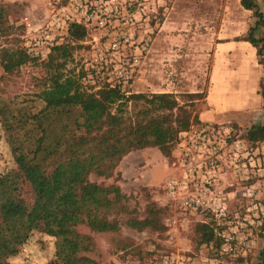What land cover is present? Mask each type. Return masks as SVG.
<instances>
[{
  "label": "trees",
  "instance_id": "obj_1",
  "mask_svg": "<svg viewBox=\"0 0 264 264\" xmlns=\"http://www.w3.org/2000/svg\"><path fill=\"white\" fill-rule=\"evenodd\" d=\"M240 3L255 17L254 26L240 38L257 48L259 62L264 65V36H254V29L264 26V0ZM7 14L0 4V35L12 28ZM87 28L70 22L68 41L52 47L38 63L17 38L9 46H0L2 77L30 62L40 64L44 71L38 90L32 94L34 99L0 96V137L6 147L4 154L10 159V164L0 170V225L26 218L29 233L24 241L33 232L52 238L56 264H102L89 255L96 247L95 235L116 233L122 225L137 231H164V210L155 201L147 202L140 217L127 208L128 195L116 182L92 181L90 175L115 176V181L121 177L116 167L123 157L144 148H156L174 161L180 132L192 125H206L199 121L192 104L194 99H203L202 93L182 94L186 97L182 101L171 92H128V82H103L95 88L83 83L82 70L66 72L75 49L73 43L85 38ZM37 101L40 106L32 103ZM231 127L228 143L241 138L253 150L264 141V123L252 124L241 134L237 125ZM197 212L203 218L194 226L193 253L205 246L209 257L242 262V256H218L216 222L210 212ZM193 253L188 255L194 257ZM258 259V264H264V245ZM0 264L13 263L0 253Z\"/></svg>",
  "mask_w": 264,
  "mask_h": 264
},
{
  "label": "rangeland",
  "instance_id": "obj_2",
  "mask_svg": "<svg viewBox=\"0 0 264 264\" xmlns=\"http://www.w3.org/2000/svg\"><path fill=\"white\" fill-rule=\"evenodd\" d=\"M163 2L166 3L148 7L144 11L135 14L136 42L147 41L148 48L138 56L140 61L125 89L128 92L173 93V85L177 87V84H179V91L174 94L177 95L179 100L184 101L186 97H183L182 94L188 92L185 85L182 84V80L188 82V76H183V72L177 70L176 67L173 69V49L179 47L177 45L178 41L173 40V37H176L173 34V31L176 30L173 28V16L189 13L192 16H202V9H208L212 12L210 22L188 23L186 30L182 25L181 33L186 34L187 32L186 35H191L190 37L196 44L203 37H209L210 40H213V36L217 33V26L221 25V23L214 20L219 11L223 10L222 5L225 4L227 13H236L238 1L179 0V6L174 8V11L173 0L170 2L164 0ZM0 4L8 11V23L12 26L8 34L0 35V46H9L12 39L17 38L19 40L18 44L27 51L24 45L26 36L39 28L48 16L50 6H48L47 0H0ZM261 10L264 13L263 5H261ZM222 13L223 11H221ZM250 15L251 21H246V23L241 20L227 22L221 34L228 36L234 32L246 33L247 27L255 19L252 11ZM25 18L30 20L29 27L24 23ZM262 33L264 34V30H262ZM66 41H68L67 37L64 36L62 42ZM107 41L108 37L98 28L88 27L85 38L73 43L75 49L65 71L73 70L75 73H79L82 70L84 72L83 83L95 88H98L103 82L108 83L106 75L96 74L93 71V65H95L93 58L97 56V49L103 48ZM201 44L204 46L203 42ZM125 51V61L127 62L132 61L134 54L140 53L135 46L126 47ZM46 56L32 57L37 58L38 63ZM195 57L198 58V62H201L199 56L196 55ZM196 58H194V66L197 62ZM203 58H206V56H203L201 60ZM37 63H27L17 71L4 77H2L3 73L0 66V96L19 101L23 98L34 99L32 94L38 90L37 85L44 72L41 65ZM192 70L190 73L196 74V78H201L200 83L197 82L198 87H200L198 93L205 94L207 69L200 71L193 67ZM32 103L40 106L38 101ZM192 104L194 110L198 111L203 104L202 98L194 99ZM238 129V134H241L243 129ZM0 134H2L1 127ZM4 145L3 138L0 137V170L10 164V159L4 154V150H6ZM258 148L259 151L256 157L260 158L263 170L250 185L247 179L234 175L228 167L223 166V178L221 177L220 187L224 192L225 190L227 192L233 191V195L228 201V209L231 215H233L234 210H245L251 202L248 197L243 195L247 187L255 188L259 200L264 203V147L263 149ZM146 156L147 160L144 159L145 155L137 150L124 156L116 167L121 177L115 181V176L103 178L94 174L90 175V180L106 184L116 182L121 190L128 195L127 208L134 210L140 217L144 215L147 202L149 200L155 201L157 206L164 210L162 221L165 230L161 232L149 229L137 231L122 225L116 233L96 234V247L89 255L102 264H156L158 256L164 253L178 251L184 253L187 257L189 253H193L191 239L195 236V224L203 218L202 213L184 209L177 200L167 196L163 188L164 182L168 177L175 176L178 173L173 161L160 155L157 149H150ZM227 180L231 181L227 182ZM28 233V222L24 217L14 219L9 225H0V253L8 256L13 264H56L54 262L52 238L39 232H33L24 241ZM122 244L130 245L122 248ZM250 254V257L248 254L243 256L244 261L235 263L258 264V253L251 252ZM206 255H208L207 250L201 248L200 252L193 253L194 257H190L191 260H198ZM226 263V260L221 258L220 264Z\"/></svg>",
  "mask_w": 264,
  "mask_h": 264
},
{
  "label": "built area",
  "instance_id": "obj_3",
  "mask_svg": "<svg viewBox=\"0 0 264 264\" xmlns=\"http://www.w3.org/2000/svg\"><path fill=\"white\" fill-rule=\"evenodd\" d=\"M164 0H47L49 8L45 22L26 36L24 45L31 56H46L62 43L70 22L95 27L108 41L97 49L93 58L94 72L106 75L110 85L129 82L139 63L138 56L148 48L147 41L136 42V13L164 4ZM170 2L172 0H166ZM27 27L30 20L24 19ZM135 46L131 62L125 61L126 47ZM231 125H192L180 132L174 149L173 165L177 175L168 177L163 188L172 199L188 210H205L212 214L216 235L220 239L218 256L237 258L253 247L251 227L264 220V203L255 188L247 187L243 195L251 202L243 214L231 215L229 198L220 187L223 166L236 176L249 174L254 160L246 142L235 138L228 143ZM200 264H220L218 258L206 255ZM159 264H192L190 256L173 251L164 253ZM226 264H236L227 262Z\"/></svg>",
  "mask_w": 264,
  "mask_h": 264
},
{
  "label": "crops",
  "instance_id": "obj_4",
  "mask_svg": "<svg viewBox=\"0 0 264 264\" xmlns=\"http://www.w3.org/2000/svg\"><path fill=\"white\" fill-rule=\"evenodd\" d=\"M178 1L173 0V11L174 8L179 6ZM237 1L238 8L236 13H227L225 4L222 5L223 10L221 11L223 13L221 14V11H219L214 20L217 23H221V25L219 27L217 26V30L215 29L217 33L213 36V40H210L209 37H203L196 44L190 37L191 35H186L187 32L186 34L181 33L180 29L183 25V28L185 27L184 29L186 30L188 23L210 22L212 12L208 11V9H202V16H192L190 13L173 16V28L176 29L173 31V34L176 35V37H173V40L178 41L177 45H179L178 48L173 49V69L176 67L177 70L183 72V76H188V82L182 80V84L185 85L186 91L189 93L200 91L197 82L200 83L201 78H196V74L190 73L193 71V67L200 71L207 69V87L202 99L203 104L197 111L198 119L202 124H235L238 128L244 130L252 124L264 123V65L259 62L257 48L249 41L240 38V36L247 34L250 26H254L255 19L254 21L252 19L253 23L247 27L246 33H244L245 31L241 32L244 34L238 32H234L228 36L221 34L227 22L241 20L246 23V21H251V10L243 8L240 0ZM262 30H264V26L255 28L254 36H264ZM201 42H203L204 46H202ZM196 55L199 56L201 62L197 61L198 58L195 57ZM203 56H206V58L201 60ZM193 57L196 58L197 66L196 64L195 66L193 65L195 62ZM178 85L177 87L173 85V93L179 91ZM258 147L263 149L264 141ZM258 147L254 148L251 152L254 160L249 174L239 175L243 179H247L249 185L256 180L257 176L263 170L260 158L256 157L259 151ZM150 149L156 148L150 147L137 151L143 153L145 155L144 159L147 160L146 154L150 152ZM221 177L223 178V173ZM229 181L231 180H227V182ZM225 192L228 198L233 195V191L227 192L225 190ZM244 211L234 210L233 215L237 213L243 214ZM263 228L264 220L262 224L256 223L251 227V235L254 243L248 253L259 254V251L264 245V238L262 236ZM201 248L207 250L208 254V247L202 246ZM200 259H192V264H200L202 260Z\"/></svg>",
  "mask_w": 264,
  "mask_h": 264
}]
</instances>
